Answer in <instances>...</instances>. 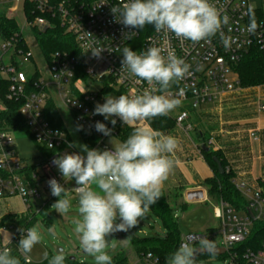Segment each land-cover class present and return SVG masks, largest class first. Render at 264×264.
<instances>
[{"label":"built area","instance_id":"built-area-1","mask_svg":"<svg viewBox=\"0 0 264 264\" xmlns=\"http://www.w3.org/2000/svg\"><path fill=\"white\" fill-rule=\"evenodd\" d=\"M28 1L35 5L36 11L42 16L28 21L25 26L44 32L52 26V20L58 18L66 33L72 35L81 52L80 60L67 53H55L48 60L43 55L44 66L49 70V80L35 64V71L29 73L28 64H33L34 54L30 49L28 38L37 40L22 31L23 39L11 37L0 38V82L8 84L7 100L23 101L20 114L36 144L55 152L49 160L39 159L36 164H27L18 157L15 134L10 131H0V199L17 198L25 206V214H40L44 208L55 201L50 193L48 181L55 178L68 188L57 167L51 162L58 154L71 153L67 133L54 128L46 118V107L50 100L56 103L58 99L70 112L76 126L82 125L84 133L98 138L97 147L111 149L106 142L109 138L119 139L118 128L122 122L117 119L113 126L103 116L93 115L95 105L103 103L107 95L135 96L145 88L151 87L145 81L136 78L126 79L121 74L122 52L116 48L128 46L139 52L150 46H162L167 52H172L191 66L192 75L182 81L179 87L185 88L181 105L173 110L176 127L187 135L194 131L190 122L192 112H197L206 105L222 103L226 98L243 90L239 73L236 68L248 53L257 47L264 53V0L262 8H254L250 0H209L217 9L221 18V27L209 38L193 43L190 40L177 38L174 34L157 33L155 30L140 42L139 32L131 40L124 39V33L130 29L116 21L111 14L112 5H119L120 0H93L81 4L76 0H64L54 3L52 0H0V9H6L12 15L24 9ZM24 12V11H23ZM254 26V27H253ZM92 34V35H89ZM38 45V43H37ZM93 47H105L100 58L92 55ZM87 81L77 78L80 73ZM29 77L35 78L29 81ZM94 83L101 84L100 89L91 90ZM178 91L173 86L171 93ZM5 106L0 99V113ZM259 113H264V100L258 102ZM99 121L112 129V136L98 133L94 125ZM252 138L257 140L256 132ZM211 143V142H210ZM33 170L28 171V168ZM230 169H227L229 172ZM235 186L248 201V214H239L234 208L224 202H219L216 208V218L222 221V242L217 248H224L230 264H264V237L255 244L252 235L253 223L264 222V187L251 189L247 184L235 181ZM76 187L74 184L71 188ZM68 193L76 195L72 189ZM26 192L28 194H26ZM37 224V223H36ZM35 224V225H36ZM19 224L6 225L0 229V248L11 249L12 254L19 256L21 264H48L28 261L20 254L17 246L20 239ZM2 232H14L8 243L1 239ZM206 237L213 240L214 235L194 234L186 240L198 242ZM247 239L254 247L247 248L241 255L235 248L244 244ZM256 239V238H254ZM257 241V240H255ZM125 264H161L158 257L152 253L137 255L135 262Z\"/></svg>","mask_w":264,"mask_h":264},{"label":"clouds","instance_id":"clouds-1","mask_svg":"<svg viewBox=\"0 0 264 264\" xmlns=\"http://www.w3.org/2000/svg\"><path fill=\"white\" fill-rule=\"evenodd\" d=\"M110 12L118 23L130 29L124 33L125 40H131L145 26H152L157 33H171L196 43L216 34L222 23L209 0H120L119 5L111 6ZM104 51L105 47L91 49L96 58ZM116 51L122 52L121 74L126 79L145 81L151 87L135 96L107 95L103 103L95 105L93 115L103 116L113 126L119 119L133 130L118 144L112 138L111 149L69 144L70 148L78 146L80 152L58 154L51 162L65 182L75 181L76 187L71 188L77 202L76 218L72 221L74 232L81 249L94 258L95 264H113L107 251L112 241L106 237L136 227L162 196V186L175 166L171 154L177 149L178 140L137 125L167 116L178 108L185 94V88L179 85L192 75L189 64L162 46L153 45L139 53L128 46L118 47ZM173 86L178 88L176 93L170 92ZM94 128L98 133L112 136V129L105 123L97 121ZM82 129V125L76 128ZM47 183L51 195L58 198L52 209L64 217L73 207L68 188L55 178ZM18 231L21 234L18 251L28 261L42 236L37 226ZM47 231L54 236L55 226ZM205 253L218 254L214 240L202 237L198 242L185 241L166 258V264H197V255ZM45 259L48 264L66 261L62 251L50 259L45 253ZM0 264H21V259L3 247Z\"/></svg>","mask_w":264,"mask_h":264},{"label":"trees","instance_id":"trees-1","mask_svg":"<svg viewBox=\"0 0 264 264\" xmlns=\"http://www.w3.org/2000/svg\"><path fill=\"white\" fill-rule=\"evenodd\" d=\"M54 3H58L64 0H52ZM81 4H88L93 0H76ZM24 14L28 21H33L36 17L42 16L36 11L35 5L26 1L24 3ZM154 28L152 26H145L144 29L139 32L140 42L149 36L153 32ZM35 36L39 49L43 57L48 60L55 53H67L70 56H75L80 60L81 63V52L75 41V38L66 33L65 29L61 26L58 18L52 20V26L44 32L37 31L36 29L31 30ZM23 39L22 30L19 28L15 18L7 14V10L0 9V38L2 40L9 39L11 37H16ZM239 73L240 81L242 87L256 84L259 82H264V53H262L259 48L254 47L248 55H246L236 68ZM77 78H82L87 81L85 75L80 73ZM35 78L29 77V81ZM8 84L0 82V99L5 106V111L0 113V131H10L16 135H24L30 139H33L29 128L26 125L24 118L20 114V109L23 105V101H9L7 100ZM46 118L54 128H58L68 134V128L64 121L61 112L58 109L57 104L50 100L46 107ZM148 124L152 129L158 130L160 132L169 131L175 128V119L162 116L151 120H147ZM132 127L124 126L118 128L119 140L123 141L131 133ZM82 141L89 148H95L98 143V138L95 136H89L80 130L79 132ZM200 137V134L198 133ZM68 140L71 141L69 136ZM35 142V141H34ZM205 146L207 147V141L204 140ZM40 150V157L44 160H49L54 157L55 152L49 151L46 148L38 145ZM202 155L214 171V176L203 182V185L207 188L208 196L219 202H224L230 207L234 208L239 214H248L249 205L248 201L242 196L239 190L235 186V175L231 171L227 172V165L225 159L221 156L219 151H213L210 148L209 152L202 150ZM218 159L225 170L224 175H220L218 172V167L215 162ZM33 170L28 168V171ZM161 197L157 202L152 205L151 210L147 213L155 215L163 224L166 234L164 237H154L151 239H139L132 234L126 233V238L130 246L134 249L137 255L152 253L159 258L161 264H166V258L175 251L181 244L179 223L174 214V208L172 202L170 201L167 193L162 189ZM58 199V198H57ZM56 199V200H57ZM184 211H187V204L180 206ZM38 221H41L45 226L50 227L51 219L49 216V206L44 208L42 212L38 215L32 214H22V215H10L5 217L0 221V229L6 225L19 224L26 229L34 226ZM209 232H217L216 230H208ZM253 240L255 244L259 247L261 240L264 237V222H254L252 229ZM256 238V239H254ZM257 240V241H255ZM254 247L250 243V239L235 248L241 255L247 248ZM210 255L203 254L197 257V264ZM219 259H228V255L218 256ZM50 259L51 257L48 256ZM113 264H125L128 263V258L124 253L118 254L113 260ZM48 262V260H47ZM65 264H79L76 259L69 258L65 261ZM83 264V263H81Z\"/></svg>","mask_w":264,"mask_h":264},{"label":"rangeland","instance_id":"rangeland-1","mask_svg":"<svg viewBox=\"0 0 264 264\" xmlns=\"http://www.w3.org/2000/svg\"><path fill=\"white\" fill-rule=\"evenodd\" d=\"M250 4L254 8H262L263 3L262 0H250ZM15 18L19 28L24 33H31V29L25 26V17L24 12L20 9L16 14L10 15ZM31 35V34H30ZM28 43L30 45V49L34 54V63L28 64L27 70L29 73H33L35 71V64L39 70H44V77L49 80V70L45 68L43 57L39 46L33 39L28 38ZM101 84L94 83L91 86V90L100 89ZM264 100V82H259L256 84L244 86L243 90L229 96L222 103L217 105V109L215 110L216 105H206L202 107L204 112L209 110L217 111V118H213L211 121L212 125L215 124H223V126H236L240 121H247L248 123L260 122L262 125L264 124V113H259L258 111V102L259 100ZM56 104L58 106L59 111L61 112L64 121L68 127L69 132L71 133L73 142L75 145H82V141L80 138L79 131L76 130L77 126L73 121V117L70 112L65 108V106L56 99ZM174 116L176 115L173 113ZM221 116V117H220ZM216 120H219L216 121ZM235 122V123H233ZM249 127V124H246ZM251 128V127H250ZM112 138H110L106 144L109 147H113L110 142ZM16 150L18 153V157L25 160L27 164H36L38 156L40 154V150L37 144L30 138L24 135H16ZM114 143H120L117 139H114ZM253 152V157L257 160L256 169L258 171L257 175H259V168L261 169L259 158V149L257 143H251ZM76 149L80 151V148L77 146ZM97 149L103 150L100 147ZM248 151V149H246ZM215 152V151H214ZM221 153V152H220ZM221 156L224 158L223 154ZM248 156V155H247ZM248 158V157H247ZM225 159V158H224ZM227 167L230 169L232 173L235 175V179H237L236 171L231 167L229 162L225 159ZM264 168V163H263ZM72 184L68 185L70 189ZM95 187V186H93ZM263 188L264 181L257 180L256 188ZM69 199L72 201L73 207L70 208L68 214L62 217L58 212L52 209V204L55 202H51L49 206V216L51 219L50 227L55 226V235L50 234L47 229L49 227L45 226L41 221L34 226L38 227V230L41 233L42 240L40 244H37L32 253L30 254V258L34 262H42L45 260V253L47 256L52 257L59 249H62L66 260L69 258H75L79 264H95V260L93 257L84 254L83 250L80 247L79 237L74 232L75 225L72 223L73 219L76 218L77 207H76V195L71 192L68 193ZM174 214L179 223L180 237L181 240H186L191 235L194 234H210L214 235L213 240L216 243V246H220L222 242V221L218 220L214 217V207L217 206V202L211 200L209 202L191 204L187 211H184L183 208L177 207L172 200ZM25 211V206L21 202V200L17 198H7L0 199V219H2L6 215H15L20 214ZM210 228V229H209ZM216 230L217 232H209L208 230ZM8 233V232H7ZM128 233L139 239H151L154 237H164L166 234L165 228L162 222L155 216L149 214L143 220H140L138 225L128 231ZM13 235L14 232H9V235ZM4 235H7L4 233ZM112 236V242L107 249L108 253L112 256V260L120 253H124L128 261L130 263L135 262L137 260V254L134 249L130 246L127 241L126 233L118 234L114 233ZM14 249H18L16 246H13ZM199 264H230L229 259H219L214 256H208L207 258L201 260Z\"/></svg>","mask_w":264,"mask_h":264},{"label":"crops","instance_id":"crops-1","mask_svg":"<svg viewBox=\"0 0 264 264\" xmlns=\"http://www.w3.org/2000/svg\"><path fill=\"white\" fill-rule=\"evenodd\" d=\"M215 105L216 110L218 104ZM215 110L204 112L200 109L197 112H192L190 115V122L194 126V131L189 135L176 126L169 131L161 132L164 135L174 136L178 140V147L171 154V159L175 161L174 169L162 186V189L167 193L170 201L172 202L173 200L177 207L187 204V208H189V205L191 204L214 200L208 196L207 188L203 185L204 181L211 179L214 176L213 169L202 155V148L205 146L204 140L207 141L208 148H212L213 151L221 152L234 169L233 171H236L237 179H235V181L240 184H247L248 187L253 190L256 189L257 180L264 181V124L262 125L260 122L256 123L254 121L251 123L240 121L236 126L225 127L223 124H215V126H213L211 120L217 118L219 114ZM170 117L174 118L175 116L173 115ZM216 121L219 122V120ZM246 124H249L250 126L247 127ZM124 126L128 125L122 124V127ZM137 126L152 129L147 121H141ZM253 132H256L257 140L252 138L251 134ZM198 133L200 134V137L198 136ZM68 136L71 139V141L68 140L69 144H74L69 130L67 137ZM117 140L121 142L119 139ZM251 143L258 144L260 154L258 160L261 166V169L259 168V175H257V160L253 157L252 150L254 149L252 148ZM82 145H85L83 141ZM95 148H97V146ZM73 149V152H80L76 147H73ZM246 149H248V151H246ZM40 158L39 154L37 160ZM24 162L26 161L24 160ZM67 183L68 185L71 183L73 186L75 181L73 180ZM193 192H202L203 199L188 201V194ZM197 197H199V195ZM214 201L217 202V206L214 207V217L216 218V208L219 206V201ZM22 214H25V212L15 215ZM7 216L10 215H6L2 219ZM2 219H0V221ZM4 233L7 235H4ZM8 233H1V239L4 243H8L13 237L11 234L8 236Z\"/></svg>","mask_w":264,"mask_h":264},{"label":"water","instance_id":"water-1","mask_svg":"<svg viewBox=\"0 0 264 264\" xmlns=\"http://www.w3.org/2000/svg\"><path fill=\"white\" fill-rule=\"evenodd\" d=\"M203 151L205 152H209L210 151V148L204 146L203 148ZM215 162L217 164V167H218V172L220 175H224L225 173V170L222 166V163L218 160V159H215ZM199 195V197H197ZM197 197V198H196ZM187 199L188 201H194L196 199H203V193L202 192H196V193H189L188 196H187ZM250 216L253 218L254 215L252 212H249ZM119 222V221H117ZM118 234H123L125 233L124 231H121V232H117ZM106 239L111 242L112 241V236H109V237H106ZM218 249V256H222L226 253V250L224 248H217ZM58 251H62V249H59ZM85 254V253H84ZM206 254V253H205ZM200 255H203V254H198L197 257H199ZM208 255V254H207ZM72 259H75V258H72Z\"/></svg>","mask_w":264,"mask_h":264}]
</instances>
